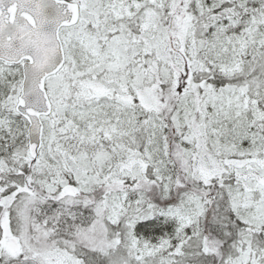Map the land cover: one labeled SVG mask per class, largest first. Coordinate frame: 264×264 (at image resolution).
<instances>
[{"label":"snow or ice","instance_id":"snow-or-ice-1","mask_svg":"<svg viewBox=\"0 0 264 264\" xmlns=\"http://www.w3.org/2000/svg\"><path fill=\"white\" fill-rule=\"evenodd\" d=\"M0 21V264H264V0Z\"/></svg>","mask_w":264,"mask_h":264},{"label":"water","instance_id":"water-1","mask_svg":"<svg viewBox=\"0 0 264 264\" xmlns=\"http://www.w3.org/2000/svg\"><path fill=\"white\" fill-rule=\"evenodd\" d=\"M18 2H20L22 4L23 0H18ZM2 25H3V21H0V26H2ZM46 43H47V46H51L52 43H54V41H52L51 38H48Z\"/></svg>","mask_w":264,"mask_h":264}]
</instances>
